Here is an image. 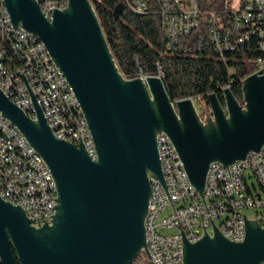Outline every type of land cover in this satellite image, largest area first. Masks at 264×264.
<instances>
[{"label":"water","instance_id":"obj_1","mask_svg":"<svg viewBox=\"0 0 264 264\" xmlns=\"http://www.w3.org/2000/svg\"><path fill=\"white\" fill-rule=\"evenodd\" d=\"M14 30L35 36L66 79L84 116L96 158L81 142L56 139L35 98L29 118L0 90V115L42 158L55 183L54 215L35 227L0 199V264H134L149 262L145 219L149 176L165 189L156 139L166 135L202 197L212 163L229 167L264 145V73L206 95L202 114L192 98L172 101L160 75L124 78L89 0H68L52 20L34 0H2ZM124 12L122 4L114 17ZM183 240L182 264H264V225L245 218L241 242L212 225L195 243ZM150 263V262H149ZM151 264V263H150Z\"/></svg>","mask_w":264,"mask_h":264},{"label":"built area","instance_id":"obj_2","mask_svg":"<svg viewBox=\"0 0 264 264\" xmlns=\"http://www.w3.org/2000/svg\"><path fill=\"white\" fill-rule=\"evenodd\" d=\"M49 17L64 10L68 0H34ZM94 7V0H89ZM149 0H119L124 11L135 15L147 12ZM203 0H157L161 26L167 47L178 45L201 25L207 16L211 44L221 53L233 50L231 30L236 42L251 37L264 51V0L224 1L231 9V29L223 27L219 12L203 11ZM228 3V5H227ZM224 11V10H221ZM264 73V62L258 60L255 71ZM140 77L146 75L139 74ZM0 86L8 90L17 108L31 119L36 118L35 98L56 139L74 146L79 142L95 160L93 141L87 126L81 124L79 105L54 63L45 60L38 39L18 28L13 29L5 6L0 0ZM165 189L151 177V199L145 219V237L151 264H182L183 240L195 243L212 225L227 240L241 242L245 237V218L264 225V147L250 153L245 161L225 167L212 163L208 169L201 197L188 178L182 177L178 154L170 139H156ZM56 189L52 174L42 158L28 149L21 134H13V126L0 115V199L20 207L35 227L49 222L54 215ZM244 210H252L248 216ZM165 231H170L165 233Z\"/></svg>","mask_w":264,"mask_h":264},{"label":"trees","instance_id":"obj_3","mask_svg":"<svg viewBox=\"0 0 264 264\" xmlns=\"http://www.w3.org/2000/svg\"><path fill=\"white\" fill-rule=\"evenodd\" d=\"M224 1L230 0H203L201 9L219 12L223 27L231 29V9ZM118 2L94 0V10L120 73L124 78L160 75L172 101L206 100V95L214 92L223 105L221 90L225 87L240 101L241 81L255 71L258 60L264 62V51L258 48L257 40L251 37L242 44L235 43L232 30L234 49L217 51L209 39L207 16L200 18L199 28L170 49L157 0L148 1L143 15L125 10L116 18L113 12ZM134 264L150 263L143 257Z\"/></svg>","mask_w":264,"mask_h":264},{"label":"bare ground","instance_id":"obj_4","mask_svg":"<svg viewBox=\"0 0 264 264\" xmlns=\"http://www.w3.org/2000/svg\"><path fill=\"white\" fill-rule=\"evenodd\" d=\"M40 12L44 16L45 19H47L48 21H51L52 20L53 14L49 17V15L48 14H45L44 11H40ZM38 44L41 45L42 53L45 56V60H48L50 63H53L52 60H51V58H50V56H49V54H48V52H47V50H46V48L44 47V45L39 40H38ZM63 83L64 84H68L67 81H66V79L64 78V76H63ZM0 90L17 107V103H16L15 99L10 96V93L8 92V90L5 89L3 86H0ZM20 110H22V109H20ZM79 114L81 115V124L83 126H87L86 121L84 119V116H83L80 108H79ZM13 134H20V132L15 127H13ZM53 134L55 136V132H53ZM262 147H264V145ZM28 149H31V151H34L33 148H31L29 146V144H28ZM244 161L245 160L240 161V162H236V163H241V162H244ZM176 165H181L182 177L183 178H188L187 177V174H186V172H185V170L183 168V165H182V163H181V161L179 159V157H176ZM149 181H150V184H151V177L150 176H149Z\"/></svg>","mask_w":264,"mask_h":264},{"label":"flooded vegetation","instance_id":"obj_5","mask_svg":"<svg viewBox=\"0 0 264 264\" xmlns=\"http://www.w3.org/2000/svg\"><path fill=\"white\" fill-rule=\"evenodd\" d=\"M206 103V100H199V99H196L194 100V104L196 106V109H197V112L201 115L202 114V108H203V104Z\"/></svg>","mask_w":264,"mask_h":264},{"label":"rangeland","instance_id":"obj_6","mask_svg":"<svg viewBox=\"0 0 264 264\" xmlns=\"http://www.w3.org/2000/svg\"><path fill=\"white\" fill-rule=\"evenodd\" d=\"M240 1H241V0H233L231 5H232L234 8H236V7H238ZM228 3L230 4V1H228ZM243 213H244V214H247L248 216H250V215L253 213V211H252V210H244ZM169 232H170V231H165V233H169Z\"/></svg>","mask_w":264,"mask_h":264}]
</instances>
